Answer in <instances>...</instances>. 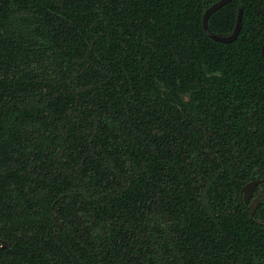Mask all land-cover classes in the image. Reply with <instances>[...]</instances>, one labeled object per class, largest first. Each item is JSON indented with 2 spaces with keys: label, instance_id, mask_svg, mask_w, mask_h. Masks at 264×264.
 I'll return each instance as SVG.
<instances>
[{
  "label": "trees",
  "instance_id": "16d2710c",
  "mask_svg": "<svg viewBox=\"0 0 264 264\" xmlns=\"http://www.w3.org/2000/svg\"><path fill=\"white\" fill-rule=\"evenodd\" d=\"M215 1L0 0V264H264V0Z\"/></svg>",
  "mask_w": 264,
  "mask_h": 264
},
{
  "label": "water",
  "instance_id": "95a60500",
  "mask_svg": "<svg viewBox=\"0 0 264 264\" xmlns=\"http://www.w3.org/2000/svg\"><path fill=\"white\" fill-rule=\"evenodd\" d=\"M231 1L232 0H216L212 4L208 5L203 12L202 29H203L204 33L209 38L213 39L214 41H218V42H222V43H230L237 38L239 31L242 27L243 7L239 6L237 13H236L234 27L230 33H228V34L215 33L209 28L208 20H209L210 16L214 12H216L217 10H219L220 8H222L223 6H225L226 4H228ZM261 56H262V59L264 61V42L261 46ZM261 183H262V180L258 179V180L249 181L242 186L240 193L242 195V198H243V201L245 204H248L249 199L252 196L253 192H255V190L257 189V187ZM260 203H261L260 196H257L250 204H248L249 214H250L251 218H253L254 213H255V211H256V209ZM256 222L259 223L258 221H256ZM5 246H6V242L1 241L0 248H3Z\"/></svg>",
  "mask_w": 264,
  "mask_h": 264
},
{
  "label": "flooded vegetation",
  "instance_id": "af4514ba",
  "mask_svg": "<svg viewBox=\"0 0 264 264\" xmlns=\"http://www.w3.org/2000/svg\"><path fill=\"white\" fill-rule=\"evenodd\" d=\"M257 196H260V199H261V202H262V193H260L259 192V190H258V187H257V189L255 190V192H253V194H252V196L251 197H254V199L257 197ZM241 197H242V195H241ZM243 199V198H242ZM251 199V198H250ZM249 199V200H250ZM243 203H244V201H243ZM245 204V203H244ZM248 204H249V202H248ZM248 204H245V205H247V207H248ZM249 210V209H248Z\"/></svg>",
  "mask_w": 264,
  "mask_h": 264
},
{
  "label": "rangeland",
  "instance_id": "374dc122",
  "mask_svg": "<svg viewBox=\"0 0 264 264\" xmlns=\"http://www.w3.org/2000/svg\"><path fill=\"white\" fill-rule=\"evenodd\" d=\"M249 204L254 200V197H250Z\"/></svg>",
  "mask_w": 264,
  "mask_h": 264
}]
</instances>
